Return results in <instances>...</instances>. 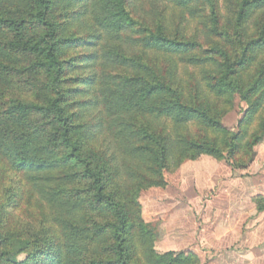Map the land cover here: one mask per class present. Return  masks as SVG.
I'll return each instance as SVG.
<instances>
[{
	"label": "trees",
	"instance_id": "16d2710c",
	"mask_svg": "<svg viewBox=\"0 0 264 264\" xmlns=\"http://www.w3.org/2000/svg\"><path fill=\"white\" fill-rule=\"evenodd\" d=\"M72 1L83 2L85 35L75 41L88 52L69 60L61 52L72 40L62 36L53 0H19L14 15L0 12V156L34 179L48 169L80 165L79 172L65 175L90 182L91 211L104 220L91 225L83 242L84 229L72 222V211L58 208L67 217L66 257H57V264H74L83 248L91 250L89 264H202L193 251H156L157 235L143 223L139 197L144 189L166 187L167 172L202 155L226 160L234 169L252 163L264 140V0L236 2V35L221 28L215 0H205L208 46L184 36L183 12L170 28L160 14L154 24L138 15V0ZM177 1L187 6L192 0ZM7 2L0 0V9ZM251 16L256 30L246 34ZM80 59L91 65L92 72L77 79L91 86V103L99 110L93 125L103 134L101 147L88 154L66 112L70 92L82 91L65 86L66 71ZM26 71L32 84L35 73L45 74L46 81L36 84L43 101L2 100L10 75ZM236 95L247 108L233 132L222 118ZM253 200L264 212V195ZM134 238L144 246L142 257L132 251Z\"/></svg>",
	"mask_w": 264,
	"mask_h": 264
},
{
	"label": "rangeland",
	"instance_id": "374dc122",
	"mask_svg": "<svg viewBox=\"0 0 264 264\" xmlns=\"http://www.w3.org/2000/svg\"><path fill=\"white\" fill-rule=\"evenodd\" d=\"M23 1L25 3L26 0ZM237 1L215 0L221 28L234 35L238 32L234 26ZM53 2V16L58 14V21L63 24L62 36L72 40L71 44L63 46V58H79L88 52L80 40L75 41V38L85 35L83 2ZM178 2L138 0L137 14L146 15L153 24L158 20L156 14H160L173 28L180 21V12H183L184 36L208 46L211 38H207L202 19L210 10L205 0H192L187 6ZM21 5L19 0H8L0 12L12 16ZM255 21V16L249 18L246 34L256 30ZM0 58L3 59L2 56ZM177 59L179 67H183L182 57ZM87 64L81 59L68 64L65 83L70 90L77 87L82 90L70 92L66 112L72 117L78 132L75 137L80 138L84 154H88L91 148H100L103 138L93 125L97 122L99 110L91 103L94 99L89 92L91 86L77 79L86 78L92 72L91 65ZM22 66L26 63L19 64L17 68ZM191 70L197 74L200 71L195 67ZM31 74L26 71L10 75L11 83L6 82L8 88L2 100L42 102L43 95H39L36 84L46 81V76L43 72L35 73L38 80L32 84ZM246 108L245 101L236 95L234 107L223 116L222 122L237 132ZM255 152V161L241 169H233L226 160L218 161L207 155L187 160L176 171L166 173V187L142 190L139 200L143 206V223L157 235L156 251H193L202 264H264V212L252 209L250 200L252 194L264 193V140L256 146ZM80 169V165L48 169L38 173L34 179L30 172L12 167L0 156V264H57V257L64 261L66 238L62 220L67 215L66 211L61 210L60 213L58 210L62 206L72 211V222L84 229L81 240H89L91 225L104 219L91 211L90 182L69 176ZM67 172H70L68 176L65 175ZM114 188L110 186V189ZM134 239L131 246L135 258L142 257L144 246L140 240ZM81 250L76 252L74 264H89L91 250Z\"/></svg>",
	"mask_w": 264,
	"mask_h": 264
},
{
	"label": "crops",
	"instance_id": "0c3cea01",
	"mask_svg": "<svg viewBox=\"0 0 264 264\" xmlns=\"http://www.w3.org/2000/svg\"><path fill=\"white\" fill-rule=\"evenodd\" d=\"M256 155V154H255ZM255 161V157H254V159H253V161H252V163ZM186 162V161H185ZM251 163V164H252ZM250 164V165H251ZM249 165V166H250ZM231 166V165H230ZM248 166V167H249ZM232 167V166H231ZM233 168V167H232ZM234 169V168H233ZM258 194H262V195H264V193L263 192H258V193H254V194H252L251 195V197H250V200H251V203H252V209H256L257 210V206H256V203L254 202V200H253V198L256 196V195H258ZM258 211V210H257ZM262 213V212H261Z\"/></svg>",
	"mask_w": 264,
	"mask_h": 264
}]
</instances>
